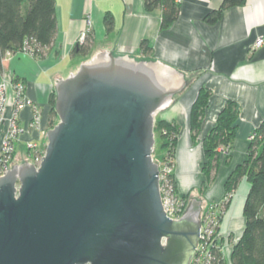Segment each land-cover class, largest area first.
Masks as SVG:
<instances>
[{"label": "water", "instance_id": "95a60500", "mask_svg": "<svg viewBox=\"0 0 264 264\" xmlns=\"http://www.w3.org/2000/svg\"><path fill=\"white\" fill-rule=\"evenodd\" d=\"M102 50L55 82L58 123L38 167L0 176V264H189L201 201L161 200L156 114L196 75Z\"/></svg>", "mask_w": 264, "mask_h": 264}, {"label": "crops", "instance_id": "0c3cea01", "mask_svg": "<svg viewBox=\"0 0 264 264\" xmlns=\"http://www.w3.org/2000/svg\"><path fill=\"white\" fill-rule=\"evenodd\" d=\"M221 2L180 0L177 19L162 30L161 9L147 11L144 0H55L58 32L46 56L37 59L27 53H18L3 60L0 79L5 80L6 100L0 123L3 132L0 145L10 119L15 118L16 123L25 128L15 142V149L26 152L33 145V150L43 151L46 133L51 129L49 96L55 82L75 71L80 60L74 62V59H89L99 51L108 50L115 56L158 60L181 71L184 79L196 75L173 96L170 105L155 116V119L173 121L178 126L172 173L181 193L201 191L205 181L200 168L204 161L202 140L215 125L225 103L234 101L237 105L236 136L229 160L226 162L221 154L215 181L204 193L207 202L219 205L225 195L227 179L247 155L251 133L264 121V42L259 47L254 46L258 39L264 41V0H246L241 6L225 9L215 24L206 23L204 17ZM108 13L113 18L110 32L104 26V16ZM87 18L90 19V54L77 58L71 51L80 32L87 27ZM143 40L148 41L152 49L149 56L140 50ZM17 79L25 83V96L31 102L20 110L14 99ZM200 87L207 88L210 97L199 135L192 140L189 111ZM34 114L39 120L37 127L30 126ZM20 162L16 159V164ZM249 187L246 178H242L231 192L221 218L219 236L224 239L225 264H231L232 248L244 229L243 205Z\"/></svg>", "mask_w": 264, "mask_h": 264}, {"label": "trees", "instance_id": "16d2710c", "mask_svg": "<svg viewBox=\"0 0 264 264\" xmlns=\"http://www.w3.org/2000/svg\"><path fill=\"white\" fill-rule=\"evenodd\" d=\"M246 0H222L220 6L209 12L204 21L215 24L225 9L241 6ZM147 11L161 9L160 29L168 28L179 15V5L174 0H144ZM104 26L107 32L113 29V18L110 13L104 16ZM58 32L55 0H0V73L3 71V60L8 55L27 53L42 59L54 44ZM91 49V37L88 34L83 43H76L71 54L88 56ZM144 55H151L152 49L148 41L140 43ZM210 97V91L200 87L189 111L190 135L196 140L199 135L202 118ZM51 105V127L55 97L49 96ZM238 108L234 101H227L216 119L215 125L202 140L204 161L201 172L204 183L210 185L218 172L220 157L223 153L225 161L229 160V151L236 136V121ZM154 131L158 132L159 148L163 151L162 161L170 167L174 166L177 146L178 126L173 121L157 119ZM245 159L236 165L225 183V198L220 202L222 209L227 208L231 192L242 178H246L250 187L243 205L244 229L234 244L230 260L231 264H264V121L251 133ZM169 180L176 188L173 173ZM218 264H225L219 250H213Z\"/></svg>", "mask_w": 264, "mask_h": 264}, {"label": "built area", "instance_id": "2783aa9c", "mask_svg": "<svg viewBox=\"0 0 264 264\" xmlns=\"http://www.w3.org/2000/svg\"><path fill=\"white\" fill-rule=\"evenodd\" d=\"M176 3L180 0H174ZM86 29L80 32L78 37V43H83L89 34L90 27V19H86ZM263 39H258L254 46L259 47L263 44ZM24 84L20 81L14 82V99L15 106L19 109V104H27L30 105V101L25 99L24 97ZM5 80L0 79V122L3 121V112H4V104H5ZM38 125V117L37 115H33V118L30 122L31 127H37ZM23 127H20L15 118L10 119L9 124L7 126V130L2 137V143L0 145V176L6 173L8 168V155L13 150L14 140L16 139L19 133H22ZM252 138V135H250ZM44 155V151L36 153L34 157V164L36 167L39 166L42 157ZM172 174V169H168V167H162L159 169V185H160V194L162 200L163 210L167 217L173 220H177L181 216V207L183 203L175 198H172L171 192L173 191L172 185H170L168 176ZM209 209H206V216L202 220L200 224V236L195 248V254L190 261L189 264H218L215 259V254L213 250L215 248H219L220 236L217 231L216 225V214H211ZM218 215V214H217Z\"/></svg>", "mask_w": 264, "mask_h": 264}, {"label": "rangeland", "instance_id": "374dc122", "mask_svg": "<svg viewBox=\"0 0 264 264\" xmlns=\"http://www.w3.org/2000/svg\"><path fill=\"white\" fill-rule=\"evenodd\" d=\"M79 41H77L78 43ZM77 58H83V56H80L78 55ZM70 60V59H69ZM68 60V61H69ZM76 61H79L77 63V67L79 66V64L81 62H83L84 60H87V59H74ZM76 67V68H77ZM76 70V69H75ZM16 81H20L24 84V87H25V83L19 79H17ZM15 81V82H16ZM54 92V97L56 99V94H55V90H53ZM15 95V94H14ZM24 97L25 99L27 100L26 96H25V89H24ZM18 106H19V110L23 107H26V106H29L27 104H19V103H16ZM5 105V104H4ZM31 105V103H30ZM55 106V105H54ZM38 117V116H37ZM157 119H155L156 121ZM1 123V122H0ZM53 123L54 125H56L58 123V117H57V114L55 115V118H53ZM9 124V123H8ZM38 124H39V120H38ZM38 126V125H37ZM52 128V127H51ZM23 130L25 131V128L23 127ZM23 131V132H24ZM22 132V133H23ZM2 129L0 128V136L2 135ZM22 133H19L16 137V139L14 140V147H13V150L10 152V154L8 155V168H12V166L16 163V159L17 161L21 160L20 163H23V162H29V163H32L34 161V157L36 155V153H38L39 151H37V149L34 148V150L32 149L34 146L33 145H30L28 147V150L29 151H18L19 149H15V142L17 141V139L19 138V135L22 134ZM154 137H155V146H154V149H153V153H152V158L154 161L158 162V168L161 169L162 167H168V169H172V172L174 171L173 170V167H170V165H167L166 164V161H162L161 158L163 156V151L160 150L159 148V138H158V132L154 131ZM249 141H251V136L249 137ZM45 150V148L43 149V151ZM42 152V151H41ZM19 158V159H18ZM23 160V161H22ZM19 163V164H20ZM18 164V163H17ZM201 168V167H200ZM217 175V174H216ZM216 178V176H215ZM229 179V178H228ZM227 179V180H228ZM168 180H169V176H168ZM215 181V179H214ZM213 181V182H214ZM169 183H170V180H169ZM176 183V182H175ZM170 185H172L170 183ZM207 186H210V185H206V183L201 184V191L200 192H193L192 191H187V192H183L181 193L177 186L176 188H173V191L171 192L172 194V198H175L176 200H179L183 203L182 207H181V215L184 213V211L187 209L190 201L195 198V199H198L201 201V212H200V222H202V220L204 219V217L206 216V209H209L210 207H212V210H210L211 214L214 213V215L216 214V225H217V231L219 233V225H220V222H221V218H222V215L224 214V211L226 210L225 209H222L221 206H220V203L219 205L218 204H215L214 202L213 203H210V202H207L205 199H204V193L206 191V189L208 188ZM173 187V186H172ZM224 191H225V185H224ZM225 198V195L224 197ZM230 199H231V195L229 197V202H230ZM218 214V215H217ZM223 240L224 239H220V242H219V250L223 256V251H222V245H223Z\"/></svg>", "mask_w": 264, "mask_h": 264}, {"label": "flooded vegetation", "instance_id": "af4514ba", "mask_svg": "<svg viewBox=\"0 0 264 264\" xmlns=\"http://www.w3.org/2000/svg\"><path fill=\"white\" fill-rule=\"evenodd\" d=\"M200 224H201V222H200ZM197 245V244H196Z\"/></svg>", "mask_w": 264, "mask_h": 264}]
</instances>
